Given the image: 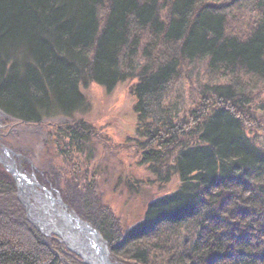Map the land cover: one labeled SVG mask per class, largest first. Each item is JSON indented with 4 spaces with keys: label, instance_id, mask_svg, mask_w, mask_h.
<instances>
[{
    "label": "trees",
    "instance_id": "trees-1",
    "mask_svg": "<svg viewBox=\"0 0 264 264\" xmlns=\"http://www.w3.org/2000/svg\"><path fill=\"white\" fill-rule=\"evenodd\" d=\"M239 9L255 13L243 35L228 27ZM194 62L233 82L208 87L193 120L174 123L163 103ZM240 77L264 84V0H0V111L9 119L73 118L86 104L82 85L110 91L137 78V133L156 142L142 160L171 159L177 186L124 233L94 197L80 195L75 209L120 264H264V148L246 132ZM192 223V238L169 248L165 235ZM55 252L0 170V264H61Z\"/></svg>",
    "mask_w": 264,
    "mask_h": 264
},
{
    "label": "rangeland",
    "instance_id": "rangeland-1",
    "mask_svg": "<svg viewBox=\"0 0 264 264\" xmlns=\"http://www.w3.org/2000/svg\"><path fill=\"white\" fill-rule=\"evenodd\" d=\"M232 13L234 18L228 21L230 32L245 34L255 13L250 9L234 10ZM205 67L206 63L202 62L188 65L171 85L163 104L171 111L174 123L193 120V112H197L200 105L205 103L204 96L210 98L208 87L233 82L230 77L213 79L205 73ZM136 83L137 78H126L110 91L95 83L82 85L86 104L73 118L22 124L7 117L2 120L3 127L0 129V145L20 156L16 162L23 173L32 175L41 186L48 184L47 189L58 193L68 212H75L76 207L82 208L84 202L80 200V195H86L87 202L94 201V197L99 212L110 216L121 233L141 221L150 201L172 192L177 186L172 171L165 168L172 165L169 162L171 159L164 165L162 161L153 166L142 160L143 153L156 146H153L156 142L148 139L145 133H142L144 136L137 133L134 111L137 100L132 93ZM238 85L244 90L243 101H246V105L243 111L250 115L245 125L246 132L257 146L264 148V129H261L264 126V84L240 77ZM248 120L252 122L251 126ZM140 130L146 131L142 126ZM70 131H75L79 136L72 140L71 136L76 135L70 136ZM153 137L160 136L156 133ZM0 170L13 184L15 198L24 210L28 225L38 232L53 252V243L59 245L58 252L54 253L59 257V262L67 264L69 259L71 263L68 264H87L60 237L54 234L44 236L31 224L25 207L18 200L14 177L2 163ZM86 223L96 230L92 224ZM194 226L195 223H192L165 235L168 247L180 248L183 241L190 240ZM110 257L112 262L120 264L112 258L111 252Z\"/></svg>",
    "mask_w": 264,
    "mask_h": 264
},
{
    "label": "water",
    "instance_id": "water-1",
    "mask_svg": "<svg viewBox=\"0 0 264 264\" xmlns=\"http://www.w3.org/2000/svg\"><path fill=\"white\" fill-rule=\"evenodd\" d=\"M7 117L0 111V129L3 127L2 120ZM16 158L20 156L11 149L0 146V163L14 177L19 193L18 200L25 207L31 224L44 236H47L48 231L43 229H54L53 234L60 237L87 264H115L111 261L110 252L101 235L74 211L68 212L58 193L54 194L41 186L32 175L23 173Z\"/></svg>",
    "mask_w": 264,
    "mask_h": 264
},
{
    "label": "bare ground",
    "instance_id": "bare-ground-1",
    "mask_svg": "<svg viewBox=\"0 0 264 264\" xmlns=\"http://www.w3.org/2000/svg\"><path fill=\"white\" fill-rule=\"evenodd\" d=\"M43 230H47L46 232L48 233L47 235L48 236H51V235H53V233H55V230L54 229H52V228H48V227H46L45 229H43Z\"/></svg>",
    "mask_w": 264,
    "mask_h": 264
},
{
    "label": "flooded vegetation",
    "instance_id": "flooded-vegetation-1",
    "mask_svg": "<svg viewBox=\"0 0 264 264\" xmlns=\"http://www.w3.org/2000/svg\"><path fill=\"white\" fill-rule=\"evenodd\" d=\"M1 146V145H0Z\"/></svg>",
    "mask_w": 264,
    "mask_h": 264
}]
</instances>
